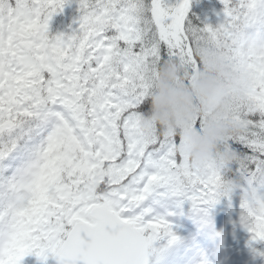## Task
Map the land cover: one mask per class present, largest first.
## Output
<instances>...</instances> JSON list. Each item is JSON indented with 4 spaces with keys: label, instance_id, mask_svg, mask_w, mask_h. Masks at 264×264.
<instances>
[{
    "label": "snow or ice",
    "instance_id": "1",
    "mask_svg": "<svg viewBox=\"0 0 264 264\" xmlns=\"http://www.w3.org/2000/svg\"><path fill=\"white\" fill-rule=\"evenodd\" d=\"M222 3L224 22L193 29L190 0H79L78 31L50 36L65 0H0V134L32 117L45 126L35 159L0 182V264H22L29 254L58 264H147L154 241L178 239L154 211L159 197L188 201L207 221L226 164L213 159L201 172L174 135L139 127L159 66L171 59L191 73L202 46L252 74L246 99L234 97L230 109L242 131L223 147L236 152L245 190L255 193V174L264 173V48L245 52L237 37L264 19V0ZM15 147H0V160ZM100 160L107 174L81 199L82 168L87 162L95 171ZM240 208L251 240H264V197L245 198Z\"/></svg>",
    "mask_w": 264,
    "mask_h": 264
},
{
    "label": "clouds",
    "instance_id": "2",
    "mask_svg": "<svg viewBox=\"0 0 264 264\" xmlns=\"http://www.w3.org/2000/svg\"><path fill=\"white\" fill-rule=\"evenodd\" d=\"M237 39L245 52L264 48V35L259 31L242 30ZM198 55L200 67L191 73L171 59L159 66L150 108L141 114L139 127L149 132L153 125H158L163 135H179L177 150L202 172L210 160L218 159L227 165L237 158L230 146L224 144L221 149V144L242 131L241 124L231 118L230 109L234 97L246 99L252 74L229 61L216 47L202 46ZM185 79L189 83L185 84ZM198 117L203 118L200 128L193 126ZM242 180V175L223 179L222 190L232 192L241 186Z\"/></svg>",
    "mask_w": 264,
    "mask_h": 264
},
{
    "label": "rangeland",
    "instance_id": "3",
    "mask_svg": "<svg viewBox=\"0 0 264 264\" xmlns=\"http://www.w3.org/2000/svg\"><path fill=\"white\" fill-rule=\"evenodd\" d=\"M194 1L201 11L205 25L216 27L225 21L222 0ZM247 31H259L264 35V19L250 26ZM19 127L9 135L10 144L15 142L16 147L4 160H0V182L18 175L32 159H35V150L41 141L45 126L38 117H32L23 120ZM7 142L4 139L0 140L2 147ZM82 172L86 175L87 182L83 183L79 195L87 199L93 195L95 187L104 179L107 171L103 166V160H100L95 166V171L90 170L85 162ZM238 172L237 169L236 173ZM257 173L252 187L256 186ZM245 188L246 183L242 180L241 186L232 191L236 203L240 205L245 198L251 200L255 196L251 189L246 191ZM257 188L263 191V187ZM192 215L194 218L190 222L191 234L178 237L172 244L167 241L165 251L155 264H264V248H258L262 241H252L251 235L242 233L235 226L220 196L216 204L209 209L206 222L201 221L199 214ZM172 230L179 232L181 228L174 224ZM27 235V231H22L20 239ZM156 246L159 247V244ZM34 256L29 254L22 264L31 262ZM51 257L49 256L46 264ZM41 264L44 262L41 261Z\"/></svg>",
    "mask_w": 264,
    "mask_h": 264
},
{
    "label": "trees",
    "instance_id": "4",
    "mask_svg": "<svg viewBox=\"0 0 264 264\" xmlns=\"http://www.w3.org/2000/svg\"><path fill=\"white\" fill-rule=\"evenodd\" d=\"M172 3H176V0H171ZM236 3V0H234V4ZM186 22L189 25L190 28L193 29H200L203 28L205 23L202 17V14L200 10L194 5L193 2L190 4V9L186 17ZM200 128V127H196ZM175 140L177 143L180 142L179 135H174ZM223 148V144H221V149ZM241 160L244 161L246 164L251 163L250 158L248 157L247 153H241L240 154ZM240 167V164L238 162H231L230 166H226L224 169H222V175L223 179H231V178H238L240 177L239 174H237L235 171ZM264 182V173L259 172L257 175V183L258 185L260 183ZM256 197H264V187L263 191H259V194H256ZM221 198L222 201L226 204L228 211L236 221L239 228L247 235L251 234L241 223V209L237 207L234 204V197H230V192H224L221 190ZM152 206L154 208V211L157 214L164 215L165 218L170 222V224L173 223H179L181 222V217H188V215L192 212L191 204L188 201H183V203L180 202L179 197L174 196H167V197H159L158 199L154 200L152 202ZM184 224V223H183ZM184 230L185 233H188L187 227L184 224ZM252 235V234H251ZM159 243H162V245L165 244V240L163 238L157 239ZM264 241V240H263ZM264 247V242L259 245V248L261 249ZM163 248H156L152 249V257H151V264H153L157 259L158 256L161 254Z\"/></svg>",
    "mask_w": 264,
    "mask_h": 264
},
{
    "label": "flooded vegetation",
    "instance_id": "5",
    "mask_svg": "<svg viewBox=\"0 0 264 264\" xmlns=\"http://www.w3.org/2000/svg\"><path fill=\"white\" fill-rule=\"evenodd\" d=\"M82 14L79 0H65L63 10L55 12L49 21V35L64 34L71 35L79 29V17ZM19 126V125H18ZM17 126V127H18ZM16 127V128H17ZM35 264H39L37 257L32 258Z\"/></svg>",
    "mask_w": 264,
    "mask_h": 264
},
{
    "label": "water",
    "instance_id": "6",
    "mask_svg": "<svg viewBox=\"0 0 264 264\" xmlns=\"http://www.w3.org/2000/svg\"><path fill=\"white\" fill-rule=\"evenodd\" d=\"M81 199H84V197H80ZM86 255V254H85ZM49 264H58V261L55 257L52 258L51 262ZM147 264H149V250H148V256H147Z\"/></svg>",
    "mask_w": 264,
    "mask_h": 264
}]
</instances>
